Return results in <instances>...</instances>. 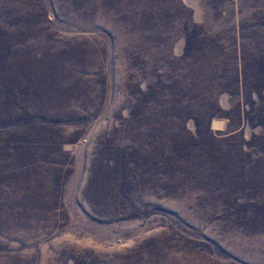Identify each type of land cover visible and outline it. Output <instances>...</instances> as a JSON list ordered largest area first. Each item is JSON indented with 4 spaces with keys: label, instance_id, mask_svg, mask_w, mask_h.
<instances>
[{
    "label": "rangeland",
    "instance_id": "obj_1",
    "mask_svg": "<svg viewBox=\"0 0 264 264\" xmlns=\"http://www.w3.org/2000/svg\"><path fill=\"white\" fill-rule=\"evenodd\" d=\"M244 67L264 0H0V264H264Z\"/></svg>",
    "mask_w": 264,
    "mask_h": 264
},
{
    "label": "trees",
    "instance_id": "obj_2",
    "mask_svg": "<svg viewBox=\"0 0 264 264\" xmlns=\"http://www.w3.org/2000/svg\"><path fill=\"white\" fill-rule=\"evenodd\" d=\"M189 45L190 46L188 48V51H190V52H188V51L187 52L191 53L195 50V43L193 41H190ZM263 74H264V71H263ZM238 77H239V81H241V80L243 81L245 91L248 90V92L251 93V95L255 94L258 98L261 97L262 90H264L262 85H260L258 87L254 84L255 76L251 75L249 73V71H247L245 69V67H244V69L242 68V71L239 73V76L237 74V79H238ZM245 83L248 87L245 85ZM259 99H261V98H259ZM252 105H255V104H252ZM213 106H214L213 108H210L211 110L216 108L217 104L213 103ZM251 108H253V106ZM199 111H200V109H199ZM252 116H253V113L248 114L249 122H251V120H253ZM196 121H199V120L196 119ZM260 124H261V126L264 127L263 122ZM206 134L209 135L210 138H208V137L207 138L210 141L211 140L217 141L219 139L218 135H212V131H210V128L208 126H207L206 132L196 130V132L194 133V132H190V131L184 129V134L180 135L182 138V141L186 140L185 144L183 146L184 151L189 152V153L195 151V149L198 148V146L196 145L197 141L199 142L200 139L203 140L202 137H206ZM260 139H261V143H262V141H264L263 136ZM243 145L244 146L236 148L237 152L235 154H230V156L226 155L227 159H226L225 163L223 164V169L224 168H232V169L239 168L241 170H246V172L247 173L249 172L251 177H252V178H248V179H251L254 181L256 180L258 182L257 177H253L252 173H253V171H255L254 169H256L257 167H261V165H264V158H262V155H264V150H261V151H259V153H257L256 151L252 150V148L255 147V145H252L249 143H244ZM200 156L201 155H199L198 150H197L196 159L199 158ZM196 159H195V162H196L197 169L203 168L202 167V161L200 160L198 162ZM245 178H247V177L245 176ZM2 187H5V185L0 186V195L2 192L1 191Z\"/></svg>",
    "mask_w": 264,
    "mask_h": 264
}]
</instances>
